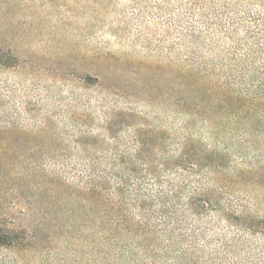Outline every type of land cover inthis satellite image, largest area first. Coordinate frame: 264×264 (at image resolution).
<instances>
[{
  "label": "trees",
  "instance_id": "16d2710c",
  "mask_svg": "<svg viewBox=\"0 0 264 264\" xmlns=\"http://www.w3.org/2000/svg\"><path fill=\"white\" fill-rule=\"evenodd\" d=\"M175 3L174 85L51 136L59 212L0 224V264H264V0Z\"/></svg>",
  "mask_w": 264,
  "mask_h": 264
},
{
  "label": "rangeland",
  "instance_id": "374dc122",
  "mask_svg": "<svg viewBox=\"0 0 264 264\" xmlns=\"http://www.w3.org/2000/svg\"><path fill=\"white\" fill-rule=\"evenodd\" d=\"M175 1L0 0V224L50 229V138L69 118H100V100L156 110L175 82Z\"/></svg>",
  "mask_w": 264,
  "mask_h": 264
}]
</instances>
